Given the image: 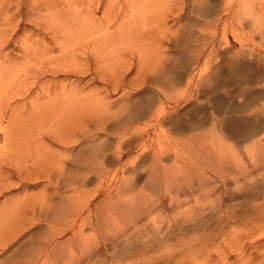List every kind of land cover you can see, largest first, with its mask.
<instances>
[{"label": "rangeland", "instance_id": "374dc122", "mask_svg": "<svg viewBox=\"0 0 264 264\" xmlns=\"http://www.w3.org/2000/svg\"><path fill=\"white\" fill-rule=\"evenodd\" d=\"M25 1L0 0V122L15 121L14 144L0 133V242L17 234L0 264H41L38 242L51 250L44 264H75L78 239L94 250L86 264H243L264 253V212L244 223L264 210V159L254 168L244 150H264V0ZM127 116L135 123L116 132ZM161 163L177 190L164 188ZM202 175L215 192L198 200L188 191ZM143 196L158 207L135 225ZM112 205L131 229L117 243L88 222ZM78 211L83 227L61 218Z\"/></svg>", "mask_w": 264, "mask_h": 264}, {"label": "bare ground", "instance_id": "6f19581e", "mask_svg": "<svg viewBox=\"0 0 264 264\" xmlns=\"http://www.w3.org/2000/svg\"><path fill=\"white\" fill-rule=\"evenodd\" d=\"M25 1V0H24ZM36 1V0H35ZM40 1V0H39ZM42 1V3H43V0H41ZM151 1V0H150ZM202 1V0H201ZM26 2V1H25ZM145 2H148V0H145L144 1V3ZM40 3V2H39ZM4 4V3H3ZM28 5V4H27ZM130 5V4H129ZM24 6V5H23ZM26 7V6H25ZM33 7V6H32ZM40 7V6H39ZM6 8V7H5ZM16 8L18 9V8H20V5H16ZM27 8V7H26ZM7 9V8H6ZM17 9H16V11H17ZM46 9V8H45ZM49 9V8H48ZM31 10V9H30ZM112 10V9H111ZM5 11V10H4ZM8 11V10H7ZM15 11V12H16ZM108 11H109V9H108ZM108 11H104V18H105V23H106V21H108L109 20V18L107 17L109 14H110V11L108 12ZM6 12V11H5ZM27 12V11H26ZM17 13V12H16ZM142 13V12H141ZM1 15V14H0ZM5 15V14H4ZM3 15V16H4ZM4 18V17H3ZM4 19H7V17H5ZM74 21V20H73ZM75 21H76V19H75ZM5 22V24H6V21H4ZM8 24V23H7ZM46 24V23H45ZM3 26H4V24H2ZM2 25H0V26H2ZM107 25V24H106ZM109 25V24H108ZM8 26V25H7ZM58 26V25H57ZM58 28H59V26H58ZM61 29V28H60ZM6 30V29H5ZM0 31V38H1V40H2V42H4V38H5V36H6V34H7V31ZM111 32V31H110ZM115 32V30H112V33H114ZM56 33V32H55ZM57 35V34H56ZM10 36V35H9ZM9 36H7V37H9ZM6 39V38H5ZM28 40V36L27 37H25V36H23V41H22V45H23V43L25 42V41H27ZM6 41H7V39H6ZM29 41V40H28ZM27 41V42H28ZM5 43V42H4ZM6 44V43H5ZM5 46V45H4ZM24 46H26V45H24ZM30 46V45H29ZM1 49V48H0ZM72 62V61H71ZM13 64V63H12ZM73 64H75V63H73ZM1 70V69H0ZM1 74H2V72H0V76H1ZM22 92V91H21ZM19 94V93H18ZM10 100V99H9ZM96 114V113H95ZM94 114V115H95ZM133 114V113H132ZM97 116V115H96ZM160 116V115H159ZM157 117H158V115H157ZM98 118V117H97ZM134 117H126L124 120H121V121H119L118 123H116L115 124V128H113V126L112 127H110V128H113L116 132H117V129H122L123 127H126V126H128V125H133L134 123H135V119H133ZM12 121V120H11ZM11 121H9L8 123H7V125L6 126H1V122H0V133H2V136H3V138H4V143H5V146H8V144L7 143H9V145H10V143H11V141L13 140V138H12V136L11 135H13V134H11V128L13 129V127H12V123H14L13 121L11 122ZM159 121H160V117H159V119L157 118V121L151 126V127H154V126H156V125H158L159 124ZM104 123H106V121L105 122H103V124ZM112 124H114V123H112ZM109 126H111V125H109ZM150 126H149V128H151ZM76 128V127H75ZM79 128H81V127H79ZM103 131L104 130H106V129H108V127L107 126H103ZM148 128V129H149ZM157 128V127H156ZM78 130V129H77ZM109 130V129H108ZM124 130V129H123ZM101 131V130H100ZM75 132H76V129H75ZM86 132H87V130H86ZM114 132V131H113ZM81 133V132H80ZM101 133V132H100ZM103 133V132H102ZM107 133V132H106ZM118 133H119V131H118ZM167 133V132H166ZM23 135V134H22ZM75 135H76V133H73V134H71L70 136L72 137V136H74L75 137ZM73 137V138H74ZM26 138V140H23L22 141V144H24L25 143V141H27L28 140V136H26V137H24V139ZM73 138H69L68 139V141L66 142V143H64L65 144V146L66 147H73V144H75L74 142H75V140L73 139ZM118 140V139H117ZM164 140V135H162L161 137L158 135V134H155L154 135V137H151L150 139H149V141L152 143V144H161V142ZM15 141V140H14ZM119 141V140H118ZM13 143V142H12ZM11 143V144H12ZM77 143V142H76ZM255 144H254V146H252V147H248V148H245L244 150L246 151V154L248 155V156H250V158H251V160H254V159H258V161L260 162V164H263V162H261V161H263L262 159H264V153H263V151H262V147H261V145H260V143H259V145L258 144H256V142H254ZM14 144V143H13ZM17 144H15L14 145V147L16 146ZM262 148V149H259V148ZM12 148V146L10 147V149ZM12 149H14V148H12ZM12 149L10 150V151H8V152H11L12 151ZM71 150V149H70ZM225 151V150H224ZM260 151H262V153L260 152ZM2 153V152H1ZM139 153H141V152H139ZM3 154V153H2ZM13 157H16V153H14V151H13ZM22 154V153H21ZM1 155V154H0ZM158 155V154H157ZM157 155H155V157H156V159L155 160H157V161H159V157L157 156ZM9 157V156H8ZM158 157V158H157ZM92 158V157H91ZM4 159V158H3ZM2 159V160H3ZM15 159V158H14ZM5 160V159H4ZM26 160V159H25ZM25 160H24V162H25ZM87 160V159H86ZM94 160V159H93ZM92 160V161H93ZM91 161V160H90ZM234 161V160H233ZM14 162V161H13ZM26 162H27V160H26ZM221 162V161H220ZM224 162V161H223ZM222 162V163H223ZM228 162V161H227ZM253 162H255L254 164H253V166H254V168H258V166H261V165H259L258 164V162L256 161V160H254ZM12 163V162H11ZM233 163V162H232ZM24 164V163H23ZM234 164V163H233ZM227 165V164H226ZM230 165V164H229ZM239 164H238V162L237 163H235V166H237V167H234L236 170L238 169H241L239 166H238ZM8 166H11L10 164H8ZM17 166V165H16ZM24 166H27L26 164L24 165ZM159 168H161L160 170H161V175H162V173H164L163 175L164 176H162V178H163V185H164V188H168V187H173V189H176V188H178L179 186H180V184L181 183H178L179 181L178 180H176V178H175V176L173 175L172 177L170 176L171 174L170 173H167L168 171L167 170H169L168 168H167V166H164V164H159ZM7 167V166H6ZM220 167V166H219ZM227 167H229V166H227ZM27 169V168H26ZM29 169V168H28ZM228 169V168H227ZM60 170V169H59ZM229 170V169H228ZM25 172V171H24ZM235 174H236V172H234ZM245 173V172H244ZM191 174V173H190ZM64 175V174H63ZM62 175V176H63ZM243 176V175H242ZM220 177V176H219ZM253 177V176H252ZM77 178V177H76ZM124 178V177H123ZM196 178V177H195ZM248 178V177H247ZM4 180H5V178H4ZM124 180L125 181H127L125 178H124ZM9 181V180H8ZM224 181V180H223ZM226 181V180H225ZM234 183H237V181H238V178H234L233 180H232ZM0 182H3V181H0ZM6 182V181H5ZM67 182V181H66ZM65 182V183H66ZM216 183V182H215ZM231 183V182H230ZM6 184V183H5ZM2 185V186H0V187H2V188H7V186H8V184H6V185ZM192 184V183H191ZM211 184H214L212 181H211V179H209L207 176H204V175H202V176H200V177H198V180H197V183H196V189L195 188H193V185L192 186H190L189 187V189H190V191H188L189 192V194L191 195V194H193V195H196L195 197H196V199H198L199 200V198L201 197V196H199V195H203V191H205L204 193L205 194H207V195H205V196H211V195H213V193L215 192V186H213V188L212 187H210L211 186ZM210 187V188H212L211 190H210V192H209V190H208V192L205 190L207 187ZM122 187H123V189L124 188H126V189H132L133 188V182L132 183H130L129 181L127 182V183H124L123 185H122ZM163 187V186H162ZM168 189H171V188H168ZM208 189V188H207ZM153 190V189H152ZM177 190V189H176ZM197 193H198V195H197ZM165 194H167L166 192H165ZM165 194H163V197H165ZM146 195V194H145ZM167 195H170V194H167ZM192 195V196H193ZM140 196H142V195H140ZM203 197H204V195H203ZM139 198V197H138ZM208 198V197H207ZM157 199V198H156ZM163 199H165V198H163ZM195 199V200H196ZM204 199V198H203ZM158 200V199H157ZM206 200V199H205ZM209 200V199H208ZM203 201V200H202ZM155 202V201H154ZM163 200L161 201L160 200V203L161 204H163ZM174 202V201H173ZM157 203V202H156ZM156 203H153L152 202V200H150L149 198H147V197H145V196H143V199L141 200V201H139L138 203H137V200H135V201H133L132 202V206L135 208V218H134V222H135V225L137 224V221L136 220H140V219H143L144 217H149L150 215H151V213L155 210V208H157L158 206H157V204ZM26 204V203H25ZM43 203H41V205H42ZM178 204V203H177ZM113 206V205H112ZM180 206V205H179ZM106 208V207H105ZM208 208V207H207ZM70 209V208H69ZM175 209H176V207H175ZM245 209V208H244ZM251 209V208H250ZM130 210H132V211H134V209H129V211H128V213H130L131 211ZM195 210V209H194ZM197 210V209H196ZM200 210V209H199ZM232 210H233V208H232ZM15 210H13V212H14ZM126 211V210H125ZM188 211H189V209H188ZM222 211V210H221ZM228 211V210H227ZM244 211L245 210H243V213H244ZM59 212H60V209H59ZM62 212H63V210H62ZM72 212V211H71ZM105 213H103V212H101V213H103V214H99V216L97 217L98 219H96L95 220V222H91V221H88L86 218H85V216L84 217H82L81 216V213L78 211V212H75V213H72L71 215H69L68 214V216H66L67 214H65V216L63 215V216H61V218L62 219H64V220H66V221H68L69 223H71V224H73V225H75V226H80V227H83V225H85L84 224V222H86V221H88L89 222V225H91L90 227L93 229V228H95V226H96V224H98V226H100V227H102L103 228V230L105 231L106 229L107 230H109V232L107 233V232H104V240H111V242H113V243H117L118 242V240L120 239V238H126L127 236H126V234H127V232L129 231V230H131L130 228H129V224H128V220L127 221H125V219H126V215L124 216V207L123 206H113L112 208H110V209H106L105 211H104ZM242 212V211H241ZM264 212V210L262 209V207H254V208H252L251 209V211H249V213H245V214H247L246 216H245V218H244V223H248V220H250L251 218H255L256 219V216H258V215H260V214H262ZM57 213V212H56ZM65 213V212H64ZM67 213V212H66ZM68 213H69V211H68ZM185 213H187V212H185ZM202 213V212H201ZM219 213H220V211H219ZM224 213V212H223ZM13 214V213H12ZM11 214V215H12ZM59 214L60 213H58V216H59ZM225 214V213H224ZM61 215V214H60ZM190 215V214H189ZM226 215H228V212H226ZM29 216V215H28ZM27 216V217H28ZM55 216V215H54ZM57 216V215H56ZM87 216V218H88V215H86ZM91 216V215H90ZM192 216V215H191ZM199 216V215H198ZM219 216H221V215H219ZM241 216V214L239 213V217ZM26 217V216H25ZM26 217V218H27ZM186 217V216H185ZM202 217V216H201ZM200 217V218H201ZM218 217V216H217ZM228 217V216H227ZM230 217H233V216H230ZM229 217V218H230ZM261 217V216H260ZM23 218H24V215H23ZM60 218V217H59ZM222 218H224V217H222ZM221 218V219H222ZM234 218L235 219H237L236 218V215L234 216ZM234 218H233V220H231V221H235L234 220ZM243 218V217H242ZM28 219V218H27ZM56 219H58V218H56ZM199 219V218H198ZM224 219H226V218H224ZM228 219V218H227ZM226 219V220H227ZM92 220V219H91ZM188 220V219H187ZM193 220H195V219H193ZM223 220V219H222ZM253 220V219H252ZM237 221V220H236ZM240 221H242V220H240ZM79 222V223H78ZM88 222H86V224L88 223ZM125 222H127L126 224H125ZM131 222V221H130ZM189 222H190V220H189ZM223 222V221H222ZM227 221H225L224 223H226ZM230 222V221H229ZM253 222V221H252ZM132 223V222H131ZM155 223V222H154ZM231 223V222H230ZM237 223H238V221H237ZM189 224H191V223H189ZM217 224V223H216ZM215 224V225H216ZM228 224V223H227ZM231 224H233V223H231ZM187 225H188V223H187ZM236 225V224H235ZM218 226V225H217ZM216 226V227H217ZM134 227V226H133ZM257 227V226H256ZM255 227V228H256ZM207 228V227H206ZM205 228V229H206ZM254 228V227H253ZM208 229V228H207ZM207 229L205 230V231H207ZM210 229V228H209ZM218 229V228H217ZM220 229V228H219ZM204 231V232H205ZM210 231V230H209ZM246 231H248V232H251V231H249V230H247L246 229ZM217 232V231H216ZM216 232H214L215 233V235H216ZM243 232V231H242ZM247 232V235L249 234ZM131 233V232H130ZM203 233V232H202ZM201 233V235H203ZM218 233L219 232H217V236H218ZM245 233V232H244ZM243 233V234H244ZM206 234V233H205ZM211 233H209V235H210ZM237 235H240L241 234V232H238V233H236ZM246 234V233H245ZM195 235V234H194ZM15 236H17V234L15 235ZM15 236H7V238H8V241H2V242H0L1 244V246H2V249H4L8 244H9V242L10 241H13V240H15ZM203 236H205V235H203ZM246 236V235H245ZM202 237V236H201ZM207 237V236H206ZM210 237V236H209ZM238 237V236H237ZM236 237V238H237ZM241 237V236H240ZM129 238V237H128ZM193 239H194V236L192 237ZM223 238H224V236H223ZM6 239V238H5ZM191 239V238H190ZM2 240V238H0V241ZM192 240V239H191ZM212 240V239H211ZM15 242H16V240H15ZM38 242V241H37ZM36 242V243H37ZM211 242V241H210ZM17 243V242H16ZM202 243L204 244V247H206L207 246V242L205 241V240H203L202 241ZM89 244L90 243H88V242H83L82 240H80V239H78V241H77V247H79V253H80V255H79V257L75 260V264H86V263H88L91 259H93V252H94V250H92L91 251V248L89 247ZM259 244H260V242H259ZM259 244L257 243L256 244V242H250V247L252 248V246H259ZM199 245V244H198ZM36 250H34V251H36V254L35 255H33V256H35V261H39L40 260V262H41V264H44V262H45V260L48 258V255H49V252L51 251V250H49L48 249V247H47V242H38L37 244H36ZM31 244H29V245H26V243H25V246H24V249L21 251L22 253V255H25L27 252H29V250H32L31 248ZM202 248V247H201ZM209 248V247H208ZM242 249H243V245H242V247H241ZM194 249V248H193ZM206 249V248H205ZM205 249H204V251H205ZM253 250V249H252ZM195 251V250H194ZM200 251H202V250H200ZM200 251H198L197 250V252H200ZM215 251V250H214ZM196 252V251H195ZM194 252V253H195ZM20 253V252H19ZM243 251L241 250L240 251V253L238 254V257H236L237 258V260H243L244 259V257L245 256H242L243 255ZM196 254H198V253H196ZM200 254V253H199ZM219 255V254H218ZM62 257V256H61ZM222 257H224V256H222ZM227 258V257H226ZM195 259V258H194ZM222 259V258H221ZM42 260V261H41ZM157 260V259H156ZM222 260H224V259H222ZM227 260V259H226ZM15 261H17V258H15ZM160 262H162L161 260H159L158 261V263H160ZM222 262H224V261H221V263ZM38 263V262H37ZM196 263V262H195ZM219 263H220V261H219ZM241 263V262H240ZM12 264H14V263H12ZM40 264V263H39ZM141 264V263H140ZM142 264H144V263H142ZM146 264H156V263H154V262H147ZM243 264H264V253H258L257 251H256V253H255V255H253V253H250L249 255H248V257H246V259H245V263L243 262Z\"/></svg>", "mask_w": 264, "mask_h": 264}]
</instances>
